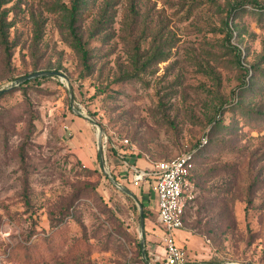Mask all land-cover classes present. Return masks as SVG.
<instances>
[{
    "label": "rangeland",
    "instance_id": "1",
    "mask_svg": "<svg viewBox=\"0 0 264 264\" xmlns=\"http://www.w3.org/2000/svg\"><path fill=\"white\" fill-rule=\"evenodd\" d=\"M74 6L0 0V90L65 75L0 97V264H163L153 181L131 187L113 145L148 169L205 139L177 242L264 264V0H78L86 59Z\"/></svg>",
    "mask_w": 264,
    "mask_h": 264
},
{
    "label": "built area",
    "instance_id": "2",
    "mask_svg": "<svg viewBox=\"0 0 264 264\" xmlns=\"http://www.w3.org/2000/svg\"><path fill=\"white\" fill-rule=\"evenodd\" d=\"M129 142L128 139L124 141L126 145ZM207 142L205 139L198 148L185 152L173 160L155 162L148 169L130 163L126 153L113 145L117 151V160L134 187L140 188L153 181V191L157 196L158 221L165 249L163 264H189V255L186 249L178 244L176 232L185 228L184 215L188 206L196 199L195 157Z\"/></svg>",
    "mask_w": 264,
    "mask_h": 264
},
{
    "label": "water",
    "instance_id": "3",
    "mask_svg": "<svg viewBox=\"0 0 264 264\" xmlns=\"http://www.w3.org/2000/svg\"><path fill=\"white\" fill-rule=\"evenodd\" d=\"M51 77H62L65 78V75L59 71H37L28 75H25L23 77L18 78L15 80L11 85L7 86L6 88L0 90V97H2L7 91L15 88L20 87L21 85H25L26 83L30 81H34L37 79H43V78H51ZM70 95H71V104H74V92L72 87L69 85ZM76 113L80 116L85 117L89 121H91L95 126L99 127L97 122L90 117L86 116L85 114L81 113L79 110H76ZM98 155L100 158V163L103 168H105V163L103 160L104 156V150H103V144H102V129L99 127V134H98ZM115 185L121 190L122 193L125 195L133 198L135 201H138V197L136 194L131 191L129 188L122 186L119 182L114 180ZM140 219H141V230L142 235L145 234V217H144V211L143 208L140 210ZM145 239H142L141 241V247L143 250V254L145 255ZM146 263L150 264V262L146 258ZM199 264H210V263H199Z\"/></svg>",
    "mask_w": 264,
    "mask_h": 264
},
{
    "label": "trees",
    "instance_id": "4",
    "mask_svg": "<svg viewBox=\"0 0 264 264\" xmlns=\"http://www.w3.org/2000/svg\"><path fill=\"white\" fill-rule=\"evenodd\" d=\"M77 2H78V0H75V6H74V9H73V13H72V15H71V19H72V35H73V37H74V40H75V42H77V45H78V48H79V50H80V52H81V54L83 55V57L86 59L87 57H88V51H87V49H86V46L83 44V42H82V39L78 36V34L76 33V31H75V28H74V22H75V20H76V11H77ZM258 8H262V7H258ZM240 58V57H239ZM43 79H46V78H43ZM37 80H39V79H37ZM35 81V80H34ZM31 82V81H30ZM30 82H28V83H26L27 85L30 83ZM23 88L25 87V85H23L22 86ZM209 144V143H208ZM208 144L207 145H205L204 147H202L201 149H200V151L197 153V155H196V157H195V165H196V161H197V159L199 158V156L200 155H202L203 154V152L205 151V149L207 148V146H208ZM195 168H196V166H195ZM196 170V169H195ZM195 170H194V173H195ZM194 180H195V182H196V179H195V176H194ZM143 207H144V205H143ZM187 211V210H186ZM186 214V213H185ZM144 217H145V219L147 218V213H146V211H145V214H144ZM184 223H185V215H184ZM146 256V255H145ZM147 257V256H146ZM210 264H214L213 262H209ZM189 264H192V263H190L189 262Z\"/></svg>",
    "mask_w": 264,
    "mask_h": 264
},
{
    "label": "crops",
    "instance_id": "5",
    "mask_svg": "<svg viewBox=\"0 0 264 264\" xmlns=\"http://www.w3.org/2000/svg\"><path fill=\"white\" fill-rule=\"evenodd\" d=\"M130 159V158H129ZM130 163H132V164H134V165H137L138 167H140V168H143V169H145L146 167H144V166H141V164H137L136 162H134V161H132V159H130ZM124 170V169H123ZM123 176L125 177V180H128V181H130L128 178H127V173H124L123 174ZM120 183V182H119ZM122 186H123V184L122 183H120ZM130 184H131V187H134L133 185H132V183H131V181H130ZM147 184V183H146ZM134 188H136V187H134ZM138 189H140V190H142L143 192H144V189H145V184L142 186V187H140V188H138ZM146 193V192H145ZM153 193V202H155V204H156V207H157V196H156V194L154 193V192H152ZM137 196V195H136Z\"/></svg>",
    "mask_w": 264,
    "mask_h": 264
}]
</instances>
